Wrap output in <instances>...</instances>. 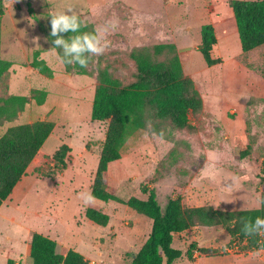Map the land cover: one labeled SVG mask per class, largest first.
<instances>
[{
  "label": "rangeland",
  "instance_id": "rangeland-1",
  "mask_svg": "<svg viewBox=\"0 0 264 264\" xmlns=\"http://www.w3.org/2000/svg\"><path fill=\"white\" fill-rule=\"evenodd\" d=\"M230 1L6 2L0 58L13 66L5 75L6 83H0V96L29 97L33 90L48 94L43 105L33 100L16 120L1 126L0 138L11 127L36 121H51L55 129L31 169L32 174L44 178L25 185L13 201L0 208V264L18 257L17 244L27 237V228L40 234L49 230L53 240L61 243L59 253L74 250L87 256L89 264H131V254L148 239L150 219L114 201L94 198L86 203L83 198L91 194L107 132V123L91 118L98 69L108 65L129 84L136 73L129 54L136 47L174 44L185 75L193 79L203 97L204 111L191 116L192 129L174 131L170 138L149 131L130 138L121 160L109 165L105 177L109 193L123 200L146 199L142 193L145 187L155 190L163 209L168 199L179 196L188 207L213 206L229 211L260 207L264 190V46L242 53ZM69 7L85 24L107 31L108 47L102 55L94 56L88 75L62 63L56 49L51 51V15ZM204 25L214 26L218 40L212 56L221 63L214 67H209L198 51ZM35 37H40L39 47L33 42ZM36 51L53 70L52 78L30 67ZM63 145L71 149L65 167L53 159ZM87 208L108 214V226L90 231ZM26 241L23 239L27 245ZM230 241L222 227L187 230L175 236L173 247L181 250L183 257L174 264H196L187 258L194 244L219 251L203 257L200 264H264L263 251L249 252L239 241L232 245ZM12 262L31 264L25 249L18 261Z\"/></svg>",
  "mask_w": 264,
  "mask_h": 264
},
{
  "label": "trees",
  "instance_id": "trees-1",
  "mask_svg": "<svg viewBox=\"0 0 264 264\" xmlns=\"http://www.w3.org/2000/svg\"><path fill=\"white\" fill-rule=\"evenodd\" d=\"M8 0H0L1 19L5 14ZM235 24L241 43L242 53L247 54L264 46V0H231ZM80 19L82 20L81 16ZM83 22V21H82ZM91 24H85L81 32H93ZM67 39L71 32L63 34ZM202 42L198 51L206 64L214 67L221 59L212 56L218 40L215 28L204 25L201 29ZM52 43L55 39L48 34ZM53 44V43H52ZM54 47V45H53ZM59 57L62 52L56 49ZM40 51L34 53L30 63L32 69L40 74L53 77V70L45 60L39 59ZM129 58L134 62L136 73L129 84H125L112 71L110 66L98 69L97 87L92 105L91 118L95 122L107 123L104 145L99 157L98 167L91 187V195L103 202H117L128 206L152 221L151 233L141 247L131 254V264H174L183 257L181 250L173 247L174 237L195 227H222L230 236V245L235 241L244 244L246 251L264 250V235L245 236L241 231L243 218L264 217V190L261 205L252 210H221L213 206L188 207L183 199L170 198L163 209L155 190L142 188L146 199L132 197L123 200L107 190L105 177L109 165L122 158V150L130 138L142 131H149L163 138H170L175 131L192 129L191 116L204 111V100L192 78L184 73L178 49L174 44H158L133 48ZM61 59V58H60ZM71 64L81 75H88V68ZM13 63L0 58V83H6V73ZM5 76V78H4ZM47 92L33 90L31 96H0V127L16 120L31 101L41 106L45 103ZM55 124L51 121H36L9 128L0 138V208L11 196L15 187L26 175L28 168L52 135ZM169 129L173 130L170 131ZM250 149V147L248 148ZM70 147L63 145L54 154V161L65 167ZM248 151L244 154L246 155ZM85 216L100 227H107L110 216L95 208H87ZM57 243L39 233H33L30 242L31 264H89L80 253L69 250L65 255L57 251ZM204 256L219 253L214 248H198L192 245L188 252L189 261H194V252ZM9 264L13 262L9 261Z\"/></svg>",
  "mask_w": 264,
  "mask_h": 264
},
{
  "label": "clouds",
  "instance_id": "clouds-1",
  "mask_svg": "<svg viewBox=\"0 0 264 264\" xmlns=\"http://www.w3.org/2000/svg\"><path fill=\"white\" fill-rule=\"evenodd\" d=\"M50 36L54 47L51 51L59 49L62 52L61 62L71 65L78 64L86 68L94 56L102 55L107 47V31L97 28L93 32H81L83 22L74 8L69 7L64 11H58L51 15ZM73 33L67 39L65 33ZM40 37H35L34 43L39 47ZM83 195V194H82ZM85 202H91L94 197L91 194L83 195ZM241 231L245 236L264 235V217L243 218Z\"/></svg>",
  "mask_w": 264,
  "mask_h": 264
},
{
  "label": "crops",
  "instance_id": "crops-1",
  "mask_svg": "<svg viewBox=\"0 0 264 264\" xmlns=\"http://www.w3.org/2000/svg\"><path fill=\"white\" fill-rule=\"evenodd\" d=\"M122 3H124V2H122ZM125 4V3H124ZM227 15H229V14H227ZM231 15H233L234 16V14H231ZM214 27V26H213ZM224 28V27H223ZM11 62V61H10ZM46 145V144H45ZM45 145L43 146V148L40 150V152L38 153V155H37V157H36V159L38 158V156L40 155V153H42L43 151H44V149H45ZM35 159V160H36ZM34 160V161H35ZM34 161H33V163H34ZM33 163L31 164V166L28 168V170H27V173H26V175L22 178V180L18 183V185L15 187V189H14V191H13V193L11 194V196L3 203V205L5 204V203H10L11 201H13V197L15 196V195H17V193H19L18 191H21V190H24L27 186H25V185H27V184H30V183H32V182H34L35 180H40V179H43L44 177H38V176H36L35 174H32L31 173V169H32V167H33ZM27 182V183H26ZM22 185H24V186H22ZM2 205V206H3ZM1 206V207H2ZM85 219H87V218H85ZM88 220V219H87ZM86 220V221H87ZM89 222H86V226L88 227V229L90 228V231H92V229L93 230H95L96 232L98 231V229H100L99 227L100 226H98L97 224H95L94 222H92V221H90V220H88ZM94 223V224H93ZM27 231H28V233H27V237H26V235L24 236V237H22L21 239H19L20 241H19V243L17 244V245H19V250H18V255H16V256H18L17 258L15 257L14 259H12V258H10V260H8V264H9V261L10 262H12V261H18V259L20 258V256H21V252L25 249L26 251H27V257H28V259H30L29 258V254H30V242H31V237H32V233L33 232H35L34 230H32L31 228H27ZM38 233H39V231H37ZM40 234V233H39ZM42 235H44V236H46V237H48V238H50V239H52L53 240V238H52V236L53 235H51V232L49 231V230H46V229H43V232L41 233ZM180 234H182V233H180ZM177 235H179V234H177ZM176 236V235H175ZM23 239H26L27 241V245L25 244V242H23ZM55 241V240H54ZM174 241H175V237H174ZM23 242V243H22ZM56 243H57V245H58V247H59V245L61 244H59V242H57V241H55ZM174 244V243H173ZM96 247V246H95ZM200 247V246H199ZM58 249V248H57ZM70 250V249H69ZM68 250V251H69ZM67 251V252H68ZM261 251H263L264 252V250H261ZM67 252H64V253H60V254H63V255H65ZM199 253H196L195 255H194V263H196V264H200V261H201V259L203 258V257H210V256H204V255H201V256H199L198 255ZM8 256L10 257V255H9V253H8ZM2 257L5 259V257L6 256H3L2 255ZM85 257V259L86 260H88V257L87 256H84ZM89 261V260H88ZM90 262V261H89ZM22 264V262H13V264ZM210 264H220V262L219 261H217L216 263H210Z\"/></svg>",
  "mask_w": 264,
  "mask_h": 264
}]
</instances>
